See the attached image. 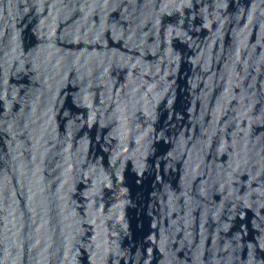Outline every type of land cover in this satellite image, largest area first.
Masks as SVG:
<instances>
[{"label": "water", "instance_id": "obj_1", "mask_svg": "<svg viewBox=\"0 0 264 264\" xmlns=\"http://www.w3.org/2000/svg\"><path fill=\"white\" fill-rule=\"evenodd\" d=\"M263 0H0V264H188Z\"/></svg>", "mask_w": 264, "mask_h": 264}]
</instances>
